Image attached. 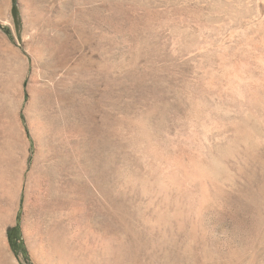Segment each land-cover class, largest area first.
I'll use <instances>...</instances> for the list:
<instances>
[{"label": "rangeland", "instance_id": "1", "mask_svg": "<svg viewBox=\"0 0 264 264\" xmlns=\"http://www.w3.org/2000/svg\"><path fill=\"white\" fill-rule=\"evenodd\" d=\"M0 264H264V0H0Z\"/></svg>", "mask_w": 264, "mask_h": 264}, {"label": "trees", "instance_id": "2", "mask_svg": "<svg viewBox=\"0 0 264 264\" xmlns=\"http://www.w3.org/2000/svg\"><path fill=\"white\" fill-rule=\"evenodd\" d=\"M9 236H10V241L12 242V246L17 252L26 251L24 241L21 238L19 227L10 229Z\"/></svg>", "mask_w": 264, "mask_h": 264}, {"label": "bare ground", "instance_id": "3", "mask_svg": "<svg viewBox=\"0 0 264 264\" xmlns=\"http://www.w3.org/2000/svg\"><path fill=\"white\" fill-rule=\"evenodd\" d=\"M210 170V169H209Z\"/></svg>", "mask_w": 264, "mask_h": 264}]
</instances>
